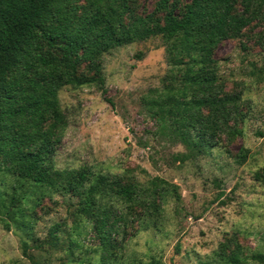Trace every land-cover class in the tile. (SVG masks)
<instances>
[{
	"label": "trees",
	"instance_id": "trees-1",
	"mask_svg": "<svg viewBox=\"0 0 264 264\" xmlns=\"http://www.w3.org/2000/svg\"><path fill=\"white\" fill-rule=\"evenodd\" d=\"M135 2L0 0V174L75 198L73 228L81 236L90 227L99 264L119 249L117 238L158 228L163 206L180 202L181 194L160 177L141 182L128 171L111 175L87 165L57 168L54 155L68 128L59 91L96 83L105 94V54L154 37L175 38L170 59L187 67L186 80L178 88L152 90L146 105L164 136L178 139L191 154L202 153L243 136L239 124L246 119L240 95L225 94L218 84L215 50L264 26V0H156L146 15ZM247 154L242 148L237 162L243 164ZM258 179L264 181V168ZM58 233L59 226L50 231L53 238ZM234 245L218 252L221 264H264V254L254 252L248 261ZM23 248L33 260L29 245Z\"/></svg>",
	"mask_w": 264,
	"mask_h": 264
},
{
	"label": "rangeland",
	"instance_id": "rangeland-1",
	"mask_svg": "<svg viewBox=\"0 0 264 264\" xmlns=\"http://www.w3.org/2000/svg\"><path fill=\"white\" fill-rule=\"evenodd\" d=\"M135 4L146 15L154 11L156 0ZM175 42L154 37L105 54V94L96 83L66 86L58 93L68 128L54 155L57 168L87 165L111 175L128 171L141 182L160 177L176 184L181 194L180 202L163 206L158 228L143 227L125 240L117 238L119 249L106 264L152 259L221 264L218 252L234 249L235 243L248 261L254 252L264 254V181L258 179L264 168V26L215 50L218 84L223 93L240 95L246 119L239 124L243 136L202 153L191 154L178 139L164 136L146 105L152 90L178 88L186 80L187 67L170 59ZM139 53L142 60L136 58ZM82 69L94 75L86 65ZM242 148L248 157L240 164ZM76 203L70 196L0 174V264H99L90 227L81 236L73 228ZM55 226L57 238L50 235ZM24 243L33 260L24 256Z\"/></svg>",
	"mask_w": 264,
	"mask_h": 264
}]
</instances>
